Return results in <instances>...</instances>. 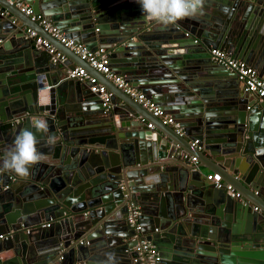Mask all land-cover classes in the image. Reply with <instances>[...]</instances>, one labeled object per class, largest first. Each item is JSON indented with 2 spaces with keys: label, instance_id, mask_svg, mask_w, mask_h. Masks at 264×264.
<instances>
[{
  "label": "water",
  "instance_id": "obj_1",
  "mask_svg": "<svg viewBox=\"0 0 264 264\" xmlns=\"http://www.w3.org/2000/svg\"><path fill=\"white\" fill-rule=\"evenodd\" d=\"M18 1L67 38L106 48L115 73L175 111L182 132L0 0L8 12L0 14V167L15 136L35 131L32 120L46 119L56 138L48 145L38 134L48 161L30 167L28 178L0 171V232L7 234L0 264H91L102 253V264H128L137 238L156 247V264H264V97L250 103L237 74L210 52L241 59L264 78V0H204L202 15L167 28L149 21L136 0ZM23 25L60 50L65 66L32 47ZM154 38L163 39V51ZM72 56L80 61L68 64ZM75 66L111 93L108 104L90 82L67 77ZM150 115L153 128H143L140 119ZM201 167L221 171L240 196L205 182ZM131 204L140 211L137 234L127 220Z\"/></svg>",
  "mask_w": 264,
  "mask_h": 264
},
{
  "label": "built area",
  "instance_id": "obj_2",
  "mask_svg": "<svg viewBox=\"0 0 264 264\" xmlns=\"http://www.w3.org/2000/svg\"><path fill=\"white\" fill-rule=\"evenodd\" d=\"M14 2L17 7L27 16L30 20L35 21L37 25L41 26L48 34L74 51L80 59L89 63V65L97 71L104 74L109 78L118 88L125 91L130 97H132L137 103L146 108L152 115L157 116L163 124L172 126L179 134L182 132V128L175 117L164 109L154 103L144 92L140 91L136 87L132 86L124 76L116 74L111 65L109 64V54L106 48L99 47L97 50L88 49L83 43H78L70 38H67L65 34L51 21L44 19L39 14H34L32 8L28 4H23L22 1L10 0ZM2 15H7L8 12L3 10L0 12ZM13 22L16 19H12ZM25 36L31 38L34 46L37 48L45 49L50 53V60L61 66H65L66 56L58 50L51 42L39 35L38 32L31 27H23ZM211 58L214 62L224 65L226 68L234 71L237 74L238 80L243 84L246 91L257 95V97H264V78L258 75L257 71L247 64L245 61L232 57L229 54L219 49H212ZM67 77L80 80L83 82H90L92 84L91 90L98 92L100 98L103 100V104L106 105L109 102L110 92L100 83L96 82V79L90 75L83 67L75 66L73 69L67 71ZM144 121L143 118H141ZM148 128H153L151 122H146ZM196 141L192 144L195 145ZM183 158H187L190 164L197 165V159L195 156L183 155ZM206 180L213 184L217 188L225 187L231 197H239L240 194L230 184H224L221 180V175L218 172H211L205 174ZM253 209L259 210L256 206ZM139 208L134 205H129L127 220L132 228H134L136 234L139 233L141 226L138 223ZM47 225V224H46ZM7 237V234L0 232V242ZM134 253V260H138L141 264H156L160 259V255L156 247L145 239H137L136 243L132 247Z\"/></svg>",
  "mask_w": 264,
  "mask_h": 264
},
{
  "label": "clouds",
  "instance_id": "obj_3",
  "mask_svg": "<svg viewBox=\"0 0 264 264\" xmlns=\"http://www.w3.org/2000/svg\"><path fill=\"white\" fill-rule=\"evenodd\" d=\"M143 15L152 22L167 28L176 25L185 18H197L203 14L204 0H136ZM31 129L21 130L14 138L12 148L2 161L0 171H10L20 178L29 176L30 167L47 162L48 156L39 151L37 144L40 136H46V144L55 145L54 134H49V125L46 119L37 118L31 121Z\"/></svg>",
  "mask_w": 264,
  "mask_h": 264
},
{
  "label": "crops",
  "instance_id": "obj_4",
  "mask_svg": "<svg viewBox=\"0 0 264 264\" xmlns=\"http://www.w3.org/2000/svg\"><path fill=\"white\" fill-rule=\"evenodd\" d=\"M22 3L23 4H25L26 2L25 1H22ZM26 4H28V3H26ZM29 5V4H28ZM39 15H41L44 19H45V17L42 15V13H38ZM11 18H13L12 16H10ZM14 23H16L17 24V26H19V25H21L22 23H20V22H18L17 20L14 22ZM53 23V22H52ZM54 24V23H53ZM55 25V24H54ZM23 27H25L24 25H23ZM22 27V29L24 30V28ZM27 27V26H26ZM61 30V29H60ZM148 30H150V29H148ZM64 33V32H63ZM26 37V36H25ZM6 40H8L7 39V37L5 38ZM150 43H152V44H154L155 46H157V49L158 50H161V51H163V39H156V38H154L152 41H149ZM143 44H144V42H142ZM146 45V44H145ZM32 47H35L34 46V44H32ZM107 50V49H106ZM189 53V52H188ZM191 53H189V55H190ZM164 55H165V57H167V58H165L166 59V61L168 62V63H170V65L173 63V61H172V59L164 52ZM74 57V58H73ZM121 58V57H120ZM72 59L73 60H70L69 59V63L68 64H70V65H72V64H74V62L73 61H80L79 59H77L75 56H72ZM175 60H179V61H181V60H184L183 59V57H177ZM191 60H192V58H191ZM159 62L160 63H162V64H164L161 60H159ZM164 66L168 69V71L170 72L171 71V69L170 68H168V64H164ZM112 70L115 72V70L112 68ZM173 71V70H172ZM171 71V72H172ZM117 74H119V73H117ZM120 75V74H119ZM103 80V79H102ZM104 81H105V78H104ZM180 82L182 83V84H184L183 82H182V80H180ZM137 88V87H136ZM244 88V87H243ZM137 89H139V88H137ZM139 90H141V89H139ZM251 96H250V103L252 102H257L258 101V97H257V95H255V94H250ZM155 103V102H154ZM119 104H121V101H120V103ZM156 105H157V103H155ZM159 107H161V106H159ZM162 109H164L165 110V112H167V113H169V114H171V115H175V111H170V110H168V109H165L164 107H161ZM148 111V110H147ZM154 116V115H153ZM153 116H149L150 117V121L149 122H155L156 120L153 118ZM141 120V119H140ZM142 121V120H141ZM95 122H97V121H95ZM260 122V123H259ZM94 123V122H93ZM257 123H258V125L259 126H262L263 124H262V121H261V119L259 120V118H258V121H257ZM102 126V125H101ZM145 126H147L146 125V122L145 121H143V123H142V127L143 128H145ZM201 170H202V172H203V179H204V181L205 182H207V183H209L207 180H206V178H205V174H207V173H211V172H218V173H220V175H221V171H219V170H211V169H209V168H206V167H201ZM140 236H142V235H140ZM144 236V235H143ZM137 237V236H136ZM138 239V238H137ZM97 240L98 241H100L101 239L100 238H97ZM132 247H133V245L131 246V248H129V251H131L132 252ZM97 256V255H96ZM100 257H98V258H96V259H94L93 261H90V263L91 264H102L103 263V261H105V259H106V255L105 254H100L99 255ZM136 261H138V260H136ZM133 262H134V258H133V261H132V259L131 260H129V259H127V263L128 264H133ZM75 264H86V263H82V262H76Z\"/></svg>",
  "mask_w": 264,
  "mask_h": 264
},
{
  "label": "flooded vegetation",
  "instance_id": "obj_5",
  "mask_svg": "<svg viewBox=\"0 0 264 264\" xmlns=\"http://www.w3.org/2000/svg\"><path fill=\"white\" fill-rule=\"evenodd\" d=\"M141 91V90H140ZM185 154H187V155H189L188 153H185ZM184 155V154H183ZM189 156H191V155H189Z\"/></svg>",
  "mask_w": 264,
  "mask_h": 264
}]
</instances>
